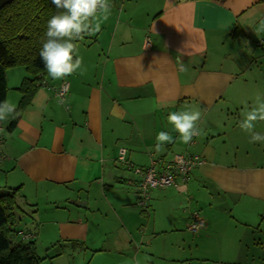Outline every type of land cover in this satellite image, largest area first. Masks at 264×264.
<instances>
[{
    "label": "crops",
    "instance_id": "obj_1",
    "mask_svg": "<svg viewBox=\"0 0 264 264\" xmlns=\"http://www.w3.org/2000/svg\"><path fill=\"white\" fill-rule=\"evenodd\" d=\"M109 3L107 19L97 11L89 20L99 31L74 41L80 69L60 80L46 71L16 123L9 126L15 112L0 120V185L20 187L19 218L29 215L35 228L24 219L17 239L28 230L36 241L50 224L48 233L57 234L51 249L71 242L98 254L119 251L106 257L111 264H178L189 259L174 249L183 250L189 237L184 227L196 209L207 213L208 234H197L194 242L209 240V228L218 226L209 212L228 208L236 209L241 226L259 230L264 142H250L240 123L246 106L264 102V0ZM28 75L24 66L6 71V101L13 99L15 108ZM63 80L69 91L61 101L56 89ZM180 111L200 113L199 135L188 144L168 121ZM254 125L252 131L264 136V120ZM161 131L173 142L157 151ZM120 147L139 166L184 152L203 162L186 180L178 176L176 184L152 189L143 208L135 195L138 175L118 160ZM98 213L111 224L103 229L113 237L107 246L97 247L100 241L93 239L89 215ZM171 232L179 238L169 240Z\"/></svg>",
    "mask_w": 264,
    "mask_h": 264
},
{
    "label": "trees",
    "instance_id": "obj_2",
    "mask_svg": "<svg viewBox=\"0 0 264 264\" xmlns=\"http://www.w3.org/2000/svg\"><path fill=\"white\" fill-rule=\"evenodd\" d=\"M60 11L63 9H57L52 0H13L0 8V104L6 101L9 90L7 69L24 66L29 72L18 87L22 97L10 127L31 102L47 71L40 51L46 39L47 21ZM19 190L20 187H14L0 193V264H40L44 258L36 250L35 239L12 238L17 234L14 225L21 209Z\"/></svg>",
    "mask_w": 264,
    "mask_h": 264
},
{
    "label": "rangeland",
    "instance_id": "obj_3",
    "mask_svg": "<svg viewBox=\"0 0 264 264\" xmlns=\"http://www.w3.org/2000/svg\"><path fill=\"white\" fill-rule=\"evenodd\" d=\"M83 39H88V37L83 36ZM8 103L13 104V99L9 98ZM2 190L6 191L7 189L0 185V193ZM196 212L200 213L205 220H208L207 213L198 209H196ZM41 213L43 220L49 218V214ZM162 214L163 213H158V216L160 217ZM99 215L100 213H98L97 217L89 215L90 222H92L91 226L95 231L93 239L95 238L100 241L99 244H96L97 247L101 246V244L107 246L104 242L110 243L113 238L103 233V229H106V227L111 224H109V221L103 216ZM21 216L22 217L18 218L17 223L14 225L15 230L17 231L20 227L26 226V222L23 221L24 219L28 221V227L33 229L34 227L31 223L30 216L27 214ZM235 216L239 218L236 209L230 208H228L227 211L222 210L220 213H216V215L209 212V220L210 217H212L215 219V222H218V226L209 228V240L198 239L194 242V238L197 234L200 235L202 233V237H204L208 234V231L204 226L198 231L192 232L186 225L184 231L187 232L189 237H186V241L182 244L183 250L175 247L174 251L189 259L180 261L178 264H264V223L259 230L257 228L251 230L246 226H241L239 222L235 220ZM166 218H170L169 215ZM166 218L164 217V221H166ZM49 225L50 224H45L42 231L37 233L36 250L38 254L44 258L41 260L40 264H103L104 261L107 264H111L112 261H110V259L107 260L106 257L110 255L116 257L115 253L119 252L108 251L106 256L102 252H99V254L95 253L94 248L86 249L73 246L71 242H67L68 244H64L63 246L59 244L56 246L53 245L54 248L51 249L52 242L57 240V234L55 232L54 235L48 233L47 228ZM167 237L170 238L169 240H177L179 235L171 232L167 234ZM12 238L16 239L17 234H13ZM56 253L61 254L53 258L46 257L47 254L52 255ZM94 254H96V256L92 259ZM160 261L161 262L158 264H172V260L170 259Z\"/></svg>",
    "mask_w": 264,
    "mask_h": 264
},
{
    "label": "clouds",
    "instance_id": "obj_4",
    "mask_svg": "<svg viewBox=\"0 0 264 264\" xmlns=\"http://www.w3.org/2000/svg\"><path fill=\"white\" fill-rule=\"evenodd\" d=\"M57 9H63L47 21L46 39L42 44L40 57L47 69L48 75L54 80L64 79L76 73L82 61L78 57V49L74 41L82 39L84 35H94L99 31V24L93 29L89 23L90 18H95L97 11L104 13V19L110 14L109 0H52ZM259 100V98H258ZM15 112V106L7 101L0 104V120H5L8 115ZM245 118L240 123L242 130L251 133L250 142H264V136L255 133L254 122L264 120V102L258 103L251 110L247 106L244 111ZM199 112L180 111L168 115V121L180 133L185 144L199 135L197 122ZM157 151L163 143H172L169 133L161 131L157 134Z\"/></svg>",
    "mask_w": 264,
    "mask_h": 264
},
{
    "label": "built area",
    "instance_id": "obj_5",
    "mask_svg": "<svg viewBox=\"0 0 264 264\" xmlns=\"http://www.w3.org/2000/svg\"><path fill=\"white\" fill-rule=\"evenodd\" d=\"M150 41L147 40V44ZM69 91V82L63 80L56 89V94L61 101H64L67 92ZM1 145V139H0ZM127 150L125 147H120L118 151V160L123 163L127 169L138 175V179L134 182L135 195L137 204L146 208L150 198V191L155 188H165L176 184V178L180 176L186 180L191 171L199 166L203 159L197 153H175L169 160L162 158H151L150 163L146 166L134 165L126 159ZM204 217L194 212L188 229L192 232L198 231L205 226ZM20 238L25 240L34 239L35 235L26 230L20 232Z\"/></svg>",
    "mask_w": 264,
    "mask_h": 264
},
{
    "label": "water",
    "instance_id": "obj_6",
    "mask_svg": "<svg viewBox=\"0 0 264 264\" xmlns=\"http://www.w3.org/2000/svg\"><path fill=\"white\" fill-rule=\"evenodd\" d=\"M13 0H0V8H2L4 5L12 2Z\"/></svg>",
    "mask_w": 264,
    "mask_h": 264
}]
</instances>
